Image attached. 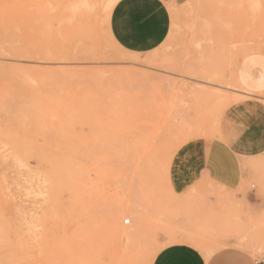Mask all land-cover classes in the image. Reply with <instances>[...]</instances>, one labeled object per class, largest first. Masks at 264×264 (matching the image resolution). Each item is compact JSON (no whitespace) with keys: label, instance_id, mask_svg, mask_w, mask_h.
Wrapping results in <instances>:
<instances>
[{"label":"rangeland","instance_id":"1","mask_svg":"<svg viewBox=\"0 0 264 264\" xmlns=\"http://www.w3.org/2000/svg\"><path fill=\"white\" fill-rule=\"evenodd\" d=\"M117 1L0 0V264H151L176 243L264 264V154L234 188L178 185L230 106L264 104V0H162L144 55L113 42Z\"/></svg>","mask_w":264,"mask_h":264},{"label":"crops","instance_id":"2","mask_svg":"<svg viewBox=\"0 0 264 264\" xmlns=\"http://www.w3.org/2000/svg\"><path fill=\"white\" fill-rule=\"evenodd\" d=\"M126 24V27L124 26ZM171 15L162 0H118L110 14L109 32L124 52L144 55L156 51L168 37ZM226 132L221 140L201 139L180 155L188 179L207 177L226 188L238 185L242 163L264 154V104L242 101L225 114ZM181 166V165H180ZM188 172V173H187ZM194 245L176 243L155 253L151 264H207Z\"/></svg>","mask_w":264,"mask_h":264},{"label":"bare ground","instance_id":"3","mask_svg":"<svg viewBox=\"0 0 264 264\" xmlns=\"http://www.w3.org/2000/svg\"><path fill=\"white\" fill-rule=\"evenodd\" d=\"M142 216H143V215H142ZM126 222H128V223H129V221H126ZM126 222H125V223H126ZM141 226H142V225H141ZM127 232H128V231H127ZM196 244H197V243H196ZM261 249H262V250H264L263 248H261Z\"/></svg>","mask_w":264,"mask_h":264},{"label":"built area","instance_id":"4","mask_svg":"<svg viewBox=\"0 0 264 264\" xmlns=\"http://www.w3.org/2000/svg\"><path fill=\"white\" fill-rule=\"evenodd\" d=\"M126 225L129 224L128 222L125 223ZM257 264V263H256Z\"/></svg>","mask_w":264,"mask_h":264},{"label":"snow or ice","instance_id":"5","mask_svg":"<svg viewBox=\"0 0 264 264\" xmlns=\"http://www.w3.org/2000/svg\"><path fill=\"white\" fill-rule=\"evenodd\" d=\"M124 26L126 27V24Z\"/></svg>","mask_w":264,"mask_h":264}]
</instances>
